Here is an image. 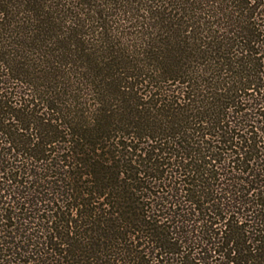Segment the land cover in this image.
I'll list each match as a JSON object with an SVG mask.
<instances>
[{
	"label": "trees",
	"instance_id": "16d2710c",
	"mask_svg": "<svg viewBox=\"0 0 264 264\" xmlns=\"http://www.w3.org/2000/svg\"><path fill=\"white\" fill-rule=\"evenodd\" d=\"M0 264H264V0H0Z\"/></svg>",
	"mask_w": 264,
	"mask_h": 264
}]
</instances>
